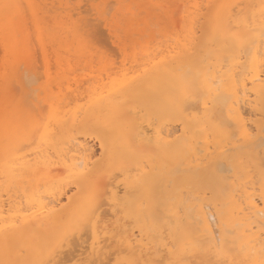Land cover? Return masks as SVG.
<instances>
[{
	"label": "bare ground",
	"instance_id": "obj_1",
	"mask_svg": "<svg viewBox=\"0 0 264 264\" xmlns=\"http://www.w3.org/2000/svg\"><path fill=\"white\" fill-rule=\"evenodd\" d=\"M216 1L196 0L191 5L190 0L178 2L176 15L173 13L169 18L177 24L172 31L178 33L173 38L164 37L167 40L160 43L156 40V46L145 39L148 42L143 41V45L140 42L141 47L137 52L134 50V55L126 51L132 58L129 67L124 62L120 70L111 73L106 70V76L96 75L98 79L89 75L93 81L85 79L83 84L74 83L75 87L67 80L62 84V71L57 72L58 80L52 77L45 84L32 86L29 79L41 70L33 72V77L25 74L30 75L34 62L26 68L29 72L25 69L20 74L11 66L2 69L1 79L17 74L15 82L21 88L24 105L25 101L29 104V94L38 88L43 102L48 104L42 102L44 107L37 111L39 106L33 107L31 103L37 118L21 131L25 134L18 141L13 139V132L0 126V139L11 140L0 148V264H261L264 261V162H259L252 172L249 171L252 165L248 169L240 161L243 153H257L264 145V40L259 41L264 37V0H251V4L246 0L244 4L251 6L243 4L245 8L240 6L241 0H222L224 13L221 11L223 17L218 19L222 27L215 36L223 31L228 40L245 36L248 39L243 40L242 52L239 49L232 54V51L221 62L206 65L204 61L202 66L195 57L197 41L205 9ZM169 2L162 4L164 10H170ZM5 5L0 0V22L7 31L17 13L13 14L12 8L6 9ZM14 21L13 25L17 22ZM89 31L86 33L90 34ZM88 39L92 41L94 37ZM212 43L214 47L219 45V41ZM198 49L205 51L203 46ZM210 52L208 49L205 53ZM19 53L25 60V51L22 57ZM104 56L108 59L107 54ZM189 60L197 69L187 65V69L196 71L186 77L187 93L180 101L183 110L195 116L196 121L193 125L170 121L168 125L152 127L146 117L142 119L139 110L129 107L130 99L144 89L156 97L159 88L166 85L168 75L175 72V66ZM107 63L101 68L107 69L110 64ZM19 68L22 70L21 65ZM55 88L62 93L54 99ZM47 106L48 111L44 109ZM216 129L223 132L225 141L215 138ZM183 150L190 154L184 161L178 160L177 153ZM226 152L233 153L228 156ZM223 155L231 161L226 167L228 186L219 191L217 184L222 178H203L204 185L199 186L197 169H182L192 167L195 161L197 168L214 166L218 173ZM166 178L173 180V189L160 191L159 183ZM184 191L187 196H183Z\"/></svg>",
	"mask_w": 264,
	"mask_h": 264
},
{
	"label": "rangeland",
	"instance_id": "obj_2",
	"mask_svg": "<svg viewBox=\"0 0 264 264\" xmlns=\"http://www.w3.org/2000/svg\"><path fill=\"white\" fill-rule=\"evenodd\" d=\"M56 1L57 2L54 3L55 0H1V3L6 2L7 5L11 6L12 13L14 12L13 14L17 13V14H15L16 15L15 19L13 17H11V19L13 18L12 22H13V20H15L17 22L14 23V25H13L11 20H10V22H9L10 28L7 31H5L6 29H4V26L0 22V24H1L0 25V61H1V65H2V67L0 66L1 67L0 73H1L2 69H4V67L9 68V66H11V67H13L12 69H14V71L19 70L17 73L20 74V72H22V73H23V71L26 72V70H27L26 68L30 67L32 65L31 63L34 62V67H32V70L33 69L34 70L33 71L30 70V72H29V70H27L30 75H26L24 73L25 76L31 77L33 75L34 78L36 79V80L34 78L29 79V81L32 82V84H31L32 86L35 87V85L38 86L39 84H45L48 79L51 80L52 77L55 78L57 76V74L59 72L61 73V71H62V73H64V78H66V79L62 78L63 80L61 79L62 84L65 85L66 80H67V81L71 82V84L74 85V87H75L76 84H83L85 79L86 80L92 79V81H93V78L98 79L99 77H101L103 75L106 76L107 71L108 72L110 71V73H111V72H116V69H117V71L120 70V68L124 62L126 64V66L129 67L131 65L130 64L131 63L130 60L132 59L131 56L134 55L135 51L141 47V44L146 42L147 40L150 41V43H149L150 45H155V43L157 44L156 40L160 43L163 39H165V38L169 39V37L171 39L178 33L177 29H175V31L177 33L172 31V30H174V28H176L174 26H176L177 24L172 23L169 18H172L171 14H173V13H174V15H176V12H174V10H175V8L176 9L178 8L177 7L178 5L180 6L182 0L181 1L180 0H166V1L165 0H163V1L162 0H87L88 1L87 4H86L85 0L84 1L83 0H56ZM169 1H171V5H169V7H168L170 10H168V9L164 10L163 6L165 5L166 2H167L166 3L167 5H168V3L170 4ZM183 1H185L186 3H187V1L189 2V0H183ZM195 1L190 0V2H192V3H189V4L191 5ZM199 1L202 2L204 0H199ZM241 1H242V4H241L240 0H238V2H240L241 7L242 6L244 7V5H245V7L251 6L250 5L251 4L250 2H252L251 0L250 1L248 0L249 2L247 1V3H250V4H244V3H246V0H244L245 2L243 0H241ZM107 2L109 4H107ZM178 2H180V4ZM182 3L184 4V2H182ZM186 3H185V5L187 6ZM34 4H36L35 5L36 7H34ZM106 4L108 7L106 6ZM160 4L161 5L164 4V5H162V7H161ZM87 5H89L90 8H88ZM185 5H184V9H185ZM58 6H60L61 8ZM76 6H78L79 8ZM109 6H110V9L111 8H113V9L110 10ZM131 6H132V8H131ZM42 7H44V8H42ZM66 8H68V9H66ZM85 8H87L88 11ZM105 9H107V10H105ZM221 9H222V0H217L213 5H211L209 8L205 9V16L202 19V29H201L202 33H200V35H199L200 39L198 38L199 41H197V43H198L197 52H195V54L198 55V56L195 55V57H196L197 61L199 59L198 62H200L202 64V66H204L203 65L204 63L206 64L208 62L210 63V65H211V62L212 63H219L222 61V58H224V56L228 57L229 55H231L232 51H233L232 54L238 53L239 49L241 50L240 52H242L243 51V44L245 42L243 40H244V38L248 39V36H245V37H243V39L234 38L233 40H228L227 38H224L225 36L223 34V31L219 32V34H218L219 37L215 36L218 33L217 29H219V27H222L221 26L222 23H220L221 21L218 22V19L219 18L222 19V17H223L220 15L221 11H223V13H224V10L223 9L221 10ZM62 10H63V12H62ZM89 10H90V12H89ZM234 10L237 11L236 9H234ZM134 11H135V13H134ZM169 11H171V13ZM105 12H107V13H105ZM108 12H109V14H108ZM230 12H232V11H230ZM110 13H111V16H109ZM165 13H167L170 16H168ZM223 13H222V15H223ZM13 14L11 16H13ZM73 14H75V16H73ZM232 14H233V12H232ZM28 16H30V17L28 18ZM80 16H81V18H79ZM82 17H83V19H82ZM88 17H89V19H88ZM147 17H149V18H147ZM99 18H100V20H99ZM80 19L82 20V22ZM83 21H85V22L83 23ZM86 21L88 22V24L86 23ZM48 22H49V24H48ZM51 22L54 24H52ZM97 22L100 23L101 25L103 22V25L102 26H99L100 24L96 25ZM170 22L172 23V27H171ZM210 22H211V25L209 24ZM140 23H142V24H140ZM168 23H170V24L168 25ZM15 24L19 25V26H16L17 29L15 28ZM85 24H86V27L84 26ZM89 24H91V25L89 26ZM132 24H133V26H132ZM56 25L58 27H56ZM78 25H79V27H78ZM151 25L154 27H151ZM95 26H96V28H95ZM97 26L101 27V30L99 28H97ZM147 26H148V28H147ZM90 27L92 28L91 31H93V32L89 31L91 29ZM19 28H20V30H19ZM41 28H42V30H41ZM44 28H47V29H44ZM49 28H51V30ZM79 28H80L81 32L79 31ZM103 29H104V31H103ZM35 30H36V32H35ZM64 30L68 31V32L66 33V32H64ZM97 30H99V32ZM105 30H106V32H105ZM51 31L53 33H51ZM88 31L90 32L91 35L87 34ZM120 31H122V32H120ZM145 31H146V33H145ZM1 32H3V33H1ZM18 33H19V35L17 36ZM42 33L45 34V37L43 36ZM48 33H50V34H48ZM82 33L85 34L86 37ZM101 33H103V34H101ZM169 33L170 34L174 33V35L171 34L170 36H168ZM53 34L57 38L54 37ZM105 34L106 35L109 34V37H107ZM151 34H153V36ZM166 34H168V35L166 36ZM49 35H51V36H49ZM262 36H264V35H262ZM43 37H44V39H43ZM49 37H51V38H49ZM87 37L91 38V39H92V37H94V39H92V41L94 40V42L89 40ZM96 37H98V39ZM112 37L114 39H112ZM55 38H56V40H55ZM86 38L88 39L89 44H87L88 42H87ZM45 39H46V41H45ZM82 39H85V40H82ZM145 39H147V40L144 41ZM167 39H165L164 41H166ZM4 40H6V41H4ZM11 40H12V42H11ZM74 40H76V41H74ZM261 40L263 41L264 37H262V39L259 38V41H261ZM59 41L62 44L58 43ZM97 41H101V43L98 42L99 43L98 44ZM151 41H153V42L151 43ZM218 41H219V45L218 44L215 45L216 47H214L212 45L214 47L213 48L211 46V43L212 42L216 43ZM29 42H31V44ZM45 42H46L47 46H46ZM95 42H96V44H95ZM140 42H141V44H139ZM64 43H65V45H64ZM66 43H68V45ZM224 43H227V44H224ZM212 44H214V43H212ZM18 45H19V47H18ZM70 45L72 47H69ZM73 45H74V47H73ZM91 45H92V47L94 46L93 48H95V47L96 48L93 49L91 47ZM138 45H140V46H138ZM144 45H146V44H144ZM202 46H203V48H205V51L200 52L199 51L200 49H198V48H202ZM68 47L71 50H69ZM82 47H85V48H82ZM117 48H118V50H117ZM120 48H122V49H120ZM212 48L214 51L212 50ZM19 49H20V51H19ZM85 49H86V51H85ZM208 49L211 52L208 55H206L205 52H207ZM88 50H89V52H88ZM95 50H97L96 54H94ZM202 50H204V49H202ZM234 50H236V51H234ZM24 51L26 53L25 54L26 58L24 57L26 61L24 59L22 60L20 58V55L18 56V53L20 52L19 54L22 53L21 54V57H22V55L24 54ZM51 51L53 53H51ZM83 51L85 54L83 53ZM126 51L128 53L132 51L131 56H128L129 54H126ZM38 52H40V53H38ZM86 53H87V55H86ZM113 53H116V55L115 54L113 55ZM203 53H205L204 55L206 56L205 58H207V60H205ZM106 54L108 55V59L106 58L107 56H104ZM85 55H86V57H85ZM39 56H40L41 62L39 61V58H38ZM51 56L55 57V58H52ZM88 56H89V58H91V57L92 58L89 59ZM102 56L104 59L102 58ZM124 56H126V57L124 58ZM202 57L204 58V60H202ZM51 58L56 63L55 62L53 63V60ZM209 58H211V59H209ZM212 58H213V60H212ZM42 60H43V62H42ZM114 60H116V62H114ZM22 61H23V63H21ZM24 61H25V63H24ZM86 61L87 62L89 61V62L87 63ZM91 61H93V62H91ZM105 62L106 63L108 62L107 65L109 63L110 64L108 65V67L106 65L107 69L104 70V67L103 68H101V67L104 64H106ZM202 62H204V63H202ZM27 63H29L28 66L26 65ZM76 63H78V64H76ZM90 63H92V65ZM14 64L17 67H15ZM53 64L55 67L53 66ZM112 64H114L112 66L113 68L110 67ZM184 64H186V65H184ZM184 64L182 63V65L180 64L181 66L180 65L175 66V68H176L175 72L171 75H168V79L165 78L167 80L166 85L159 88V91L156 94V97L153 98L152 92L149 91V89H144V91L140 95L133 96L130 99V102L128 104L129 107L134 111L139 110L140 115L143 117L142 119H144V117H146L148 119L147 123L148 124L151 123L152 127H157L158 125L161 126V124L162 125H168V124H170V123H168L170 121L174 122L173 124H177V125L183 121L186 122L188 125H193V122L196 121L195 116L188 115L187 112L183 110L180 99L182 98V96H184V94L187 93V87H188L189 83H188V79H186V77L192 75V72L196 71L197 67L195 66L194 63H192L191 60H189L188 62L187 61L184 62ZM20 65L22 66V70H21V68H19ZM51 65H52V69L50 67ZM87 65H88V67H87ZM187 65H189V67H191L190 65H193L194 67H196V69L192 70L189 67L187 69ZM210 65H208V66H210ZM37 66H39L41 68H38ZM77 68H81V69H77ZM94 68H96V69H94ZM28 69H30V68H28ZM101 69H103V70H101ZM40 70L42 71V73ZM87 70H88V72H87ZM91 70H92V72H91ZM186 70H188V71H186ZM35 71H38V72L40 71L39 73L35 74L36 76L38 74L37 78L33 73ZM53 72H55V73H53ZM78 73H79V75H77ZM39 75H42V76L40 77ZM89 75H90V77H93V78L88 77ZM96 75L99 77H96ZM16 76H17V74L15 75V73H14V76H10V77H7L5 79L0 78L1 79L0 80V126L5 127L8 132H13V137H14L13 139H16L18 141L19 139L23 138L24 134H25L21 131L26 130L27 129L26 127H29L28 123L31 124V121L37 118V115H36L37 113L34 112L33 107L39 106L37 108V111L38 110L40 111L41 110L40 108L44 107V106L43 107H41V106L44 105L43 103H46V101L43 102V98H42L43 94L39 91V88H38V90L36 89L32 94H29L28 99L31 100V101L28 100L29 104L27 103V101L24 100L26 102L25 103L26 105H24L23 100H21V99H23V96L21 97V95H22L21 88L15 82L17 79ZM58 76H59V74H58ZM13 77H14V81L13 80L11 81V79H13ZM27 77L25 79L28 81ZM75 77H77V78H75ZM79 77H82L81 79H83V81L81 79L77 80ZM39 78H41V79H39ZM57 78L58 77H56L55 80ZM75 79H76V81H74ZM162 79H163V77H162ZM13 82L17 85V87H16V85H13L14 84ZM30 82H29V84H30ZM74 83H76V84H74ZM55 85H53V86L55 87ZM13 86L15 89L18 88V86H19V89H17V90H19L17 92V94L15 92L17 90H14ZM55 89H52V91L54 93V99L58 98V96H60L62 93L61 91L59 92V89H56V90ZM40 93L42 94V96H40L41 95ZM34 97L36 98V100ZM37 97H38V99H37ZM36 101H37V103H36ZM38 101H39V103H38ZM158 101H160V102H158ZM31 103L34 104L35 106L33 105V107H31V105H32ZM27 104L29 105L28 107H27ZM46 104H48V103H46ZM44 109H47L46 111H48V106H47V108L45 107ZM145 110H146V112H145ZM35 111H36V108H35ZM46 111L44 110L42 113H44ZM196 111H198V109ZM144 113H145V116H144ZM22 115H23V117H22ZM31 115H33V117H31ZM155 117H156V119H154ZM167 118H169V120ZM166 119L168 121L165 122L166 123L165 124L164 120H166ZM99 121L101 122L102 118L99 119ZM157 121H158V123H157ZM172 122H171V124H172ZM147 123H145L146 126H147ZM215 132H216L215 138H218L220 140L224 139V140H222V142L225 141V137H224V134L222 131L216 129ZM10 141L11 140L8 137H6V138L4 137L3 139L1 138L0 139V142H1L0 148L2 146L8 145ZM95 145H98V144L95 143ZM187 145H190V144H187ZM96 147L98 148V146H96ZM98 150H99V148H98ZM227 153L228 152H226V154ZM232 153L233 152H229L227 155L229 156V154L231 155ZM189 154L190 153L187 150L180 151L177 153V159L184 161L189 156ZM2 156H4V155H2ZM245 156H246V158H245ZM242 157H243L244 161L241 159ZM240 159H241L240 161L244 165H246V167L248 169L252 165L250 167L251 169H249V171L254 172L255 170H257L258 163L264 162V145H262V146H260V148H258L257 153H252V152L243 153L241 155ZM230 161H231V159L229 157L223 155V161L221 164V168H222L221 171L222 172L218 171V173L215 171L214 166L202 165V166L197 168L195 166V164H196L195 161H193L192 167H190V168L185 167L182 169H184V171L186 169H191V170L197 169V174H198V176H197L198 181L197 182H198L199 186L204 185V183H202L203 178H208L209 176H212L213 178L217 177V176L219 178H222L217 184L218 185L217 191H219L220 189L226 188L228 186V180H227L228 176L227 175L229 174V172H228L227 166L229 165ZM159 186H160V188H159L160 191L162 189L171 190V189H173L174 182H173V180L166 178L165 180H163L159 183ZM183 193H185V191ZM183 193H182V195H183ZM186 194L188 195L187 191H186L185 195H183V196H187Z\"/></svg>",
	"mask_w": 264,
	"mask_h": 264
},
{
	"label": "snow or ice",
	"instance_id": "obj_3",
	"mask_svg": "<svg viewBox=\"0 0 264 264\" xmlns=\"http://www.w3.org/2000/svg\"><path fill=\"white\" fill-rule=\"evenodd\" d=\"M9 7H11V6H9V5H5V8H6V9L9 8ZM261 264H264V261H261Z\"/></svg>",
	"mask_w": 264,
	"mask_h": 264
}]
</instances>
